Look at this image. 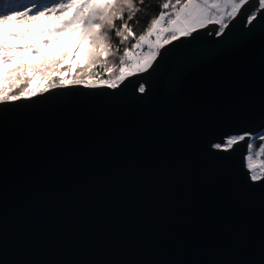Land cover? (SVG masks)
Instances as JSON below:
<instances>
[{
	"label": "water",
	"instance_id": "1",
	"mask_svg": "<svg viewBox=\"0 0 264 264\" xmlns=\"http://www.w3.org/2000/svg\"><path fill=\"white\" fill-rule=\"evenodd\" d=\"M256 7L222 35L209 25L167 45L118 88L0 105V264H264L248 139L214 147L264 130Z\"/></svg>",
	"mask_w": 264,
	"mask_h": 264
},
{
	"label": "snow or ice",
	"instance_id": "2",
	"mask_svg": "<svg viewBox=\"0 0 264 264\" xmlns=\"http://www.w3.org/2000/svg\"><path fill=\"white\" fill-rule=\"evenodd\" d=\"M250 2L157 0L160 9L158 15L148 12L147 7L150 6L144 9L140 7L145 4V0H64L36 12L34 16H30L31 9L23 12L16 9L4 11L0 13V105L32 99L53 89L71 86L118 88L130 77L148 72L167 45L192 37L193 33L209 25H218L217 34L222 35L229 23ZM257 4L260 9H264V0H257ZM141 11L144 16L136 19L137 13ZM49 13H58L62 17L61 25L50 30L57 34L55 38L41 41L40 44H8L10 39L30 34L8 31L5 25L10 21L35 19ZM144 17L148 18V23L143 26V31H139ZM256 19L255 14H250L246 24L251 25ZM130 21L135 23L130 24ZM62 33L75 37L70 49L61 51L55 57L43 54V59L38 63L21 62L15 68L4 70L5 65L21 60L20 53L42 55L43 49L61 42ZM110 34L116 37L115 45ZM69 52L73 60L83 52L85 60L75 74L65 76L63 73L73 70V65H63ZM37 78L41 83L34 87ZM3 80H7L10 86L5 87ZM138 91L145 92V87L139 86ZM246 139H249L248 134H234L226 136L223 143L214 147L228 151ZM258 139L262 142L258 149L252 142L246 145V168L253 181L264 179V135H259Z\"/></svg>",
	"mask_w": 264,
	"mask_h": 264
},
{
	"label": "rangeland",
	"instance_id": "3",
	"mask_svg": "<svg viewBox=\"0 0 264 264\" xmlns=\"http://www.w3.org/2000/svg\"><path fill=\"white\" fill-rule=\"evenodd\" d=\"M62 2H64V0H51V1H49L48 4H49V6H53L54 4H58V3H62ZM43 9H45V8H42L39 11H42ZM259 9L260 8H258L257 10H259ZM18 11H22V10H18ZM0 13H2V12H0ZM250 14H256V11H253ZM34 15L35 14L33 12L30 13V16H34ZM61 23H62V17L58 13H49V14L40 16V17L35 18V19L29 18V19L20 20V21H10L7 25H5V28L8 31H11V32H28L30 34L26 35L24 37H17V38L10 39L8 41V43L9 42L13 43V45L14 44H21V45L40 44V42L46 38V34H45L46 30L50 29L51 27L57 28L61 25ZM67 40L69 41V44L67 42V43H62L61 46H59L58 44L49 46L48 50H50L52 53L48 54V55L50 57H55V56L59 55V53L61 51L66 50V49H70L72 44L75 42V37L68 34ZM58 47H63L64 49L60 48L59 50H56V48H58ZM27 54H28V52L22 53V55H20L21 60H23L24 58H27V57H29L28 59H31L30 58L31 56H29ZM31 55H33V54H31ZM38 58H39L38 60H35L33 62L28 61L27 63H29V64L38 63L41 59H43V56L38 57ZM110 59H112V58H110ZM21 60H16V61H13L12 64H10V65H5V66H8V68H5L4 70H8V69L17 67L20 64L19 62ZM84 60H85V54L83 52H81L79 55H77L75 60H73V58H72V53L69 52L67 59L64 60V62H63V65L64 66L73 65V63H75V61L76 62L79 61V64H81V62H83ZM78 70H79V68L76 69L73 66V70L69 74L73 75ZM102 78H104V77H102ZM2 82H3L5 87L10 86L9 82L7 80H3ZM40 83H41V80L39 78H37L34 81L33 86L38 87L40 85ZM263 134H264V132L259 134V135H263ZM252 135H254V134H249L248 136L251 137Z\"/></svg>",
	"mask_w": 264,
	"mask_h": 264
},
{
	"label": "trees",
	"instance_id": "4",
	"mask_svg": "<svg viewBox=\"0 0 264 264\" xmlns=\"http://www.w3.org/2000/svg\"><path fill=\"white\" fill-rule=\"evenodd\" d=\"M49 1H51V0H0V12H4V11H7V10H11V9H17V10H22V11L23 10L27 11L28 9H31V12H33L35 14L36 12H38L42 8L51 7L48 4ZM146 6H150V7H147V10H148V12L151 15H158V12H159L160 9L157 6V0H145V4L144 5H140V7L142 9H144ZM142 16H144V12L143 11L137 13V18L136 19H140ZM119 23L120 22L117 21L118 25H119ZM129 23L130 24H134L135 21H130ZM147 23H148V18L144 17V19L141 20V27L139 28V31H143V26L146 25ZM51 29H54V28L51 27L50 29L46 30V33H45L46 34V38L43 39V41L55 38V36L57 34L54 33V32H50ZM134 30H137V29L134 28ZM138 34H139V32H138ZM60 36H61V42L58 44L59 46H61L62 43H67V42L69 44V41L67 40L68 39V34L67 33H62V34H60ZM110 36H111L113 44L115 45L117 43L116 37L113 34H110ZM8 44L9 45H13V43H10V42ZM120 47H121V51H122L123 46L121 45ZM48 48H45V49L42 50V55H34V54L31 55V54L28 53L27 55L31 56L30 57L31 59H28L29 57H27V58H24L23 60H21L19 63L28 62V61L29 62H33L35 60H38L39 59L38 57L43 56V54H51L52 52L50 50H48ZM60 48H63V47H58V48H56V50H59ZM23 53H25V52H23ZM20 55H22V53ZM79 65H80L79 61H77V62L75 61V63H73V66L76 69L79 68ZM5 68H8V66H4V69ZM63 74L65 76H67L69 73H63ZM263 132H264V130L259 132V133H256V134L252 135L251 137L249 136L250 139H248V143L252 142V143L256 144L257 149H258L260 143H262L258 139V137H259V134H261Z\"/></svg>",
	"mask_w": 264,
	"mask_h": 264
},
{
	"label": "crops",
	"instance_id": "5",
	"mask_svg": "<svg viewBox=\"0 0 264 264\" xmlns=\"http://www.w3.org/2000/svg\"><path fill=\"white\" fill-rule=\"evenodd\" d=\"M257 9H258V7H256L255 10H254V9H252V10L256 11V13H257V11H258ZM218 28H219V26L217 27V29H218Z\"/></svg>",
	"mask_w": 264,
	"mask_h": 264
}]
</instances>
